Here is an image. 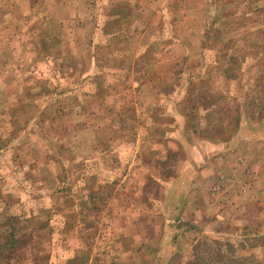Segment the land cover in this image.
<instances>
[{"label":"rangeland","instance_id":"374dc122","mask_svg":"<svg viewBox=\"0 0 264 264\" xmlns=\"http://www.w3.org/2000/svg\"><path fill=\"white\" fill-rule=\"evenodd\" d=\"M0 264H264V0H0Z\"/></svg>","mask_w":264,"mask_h":264}]
</instances>
